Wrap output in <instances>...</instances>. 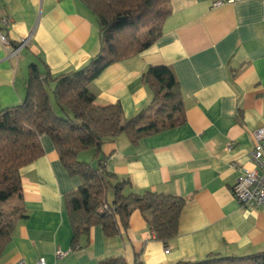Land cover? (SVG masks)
I'll list each match as a JSON object with an SVG mask.
<instances>
[{
    "label": "crops",
    "instance_id": "crops-1",
    "mask_svg": "<svg viewBox=\"0 0 264 264\" xmlns=\"http://www.w3.org/2000/svg\"><path fill=\"white\" fill-rule=\"evenodd\" d=\"M171 0L161 36L141 53L108 66L89 89L99 104L121 103L130 118L146 108L152 92L143 80L149 66L174 71L184 98L186 123L132 144L126 134L103 145L112 183L129 179L125 193L152 191L185 199L177 235L165 244L140 210L129 227L107 237L93 226L74 247L65 194L82 180L68 173L52 139L44 154L21 170L28 216L19 221L0 264H174L209 254L247 255L264 250V205L242 206L233 192L239 169H252L253 131L264 126V0ZM0 110L27 94L29 67L56 77L87 65L100 50L96 16L80 0H0ZM30 37L18 54L14 42ZM54 86V83H51ZM232 145L231 149L228 146ZM89 161L97 166L95 150ZM107 198L113 201V189ZM58 249L67 251L62 258Z\"/></svg>",
    "mask_w": 264,
    "mask_h": 264
},
{
    "label": "trees",
    "instance_id": "trees-1",
    "mask_svg": "<svg viewBox=\"0 0 264 264\" xmlns=\"http://www.w3.org/2000/svg\"><path fill=\"white\" fill-rule=\"evenodd\" d=\"M80 1L97 18L99 52L84 67L56 77L31 64L24 100L0 110V256L19 221L28 216L21 170L44 154V135L54 142L68 173L82 180L64 197L74 247L96 225L102 226L107 237L127 230L135 210L143 213L157 239L165 244L179 230L186 202L183 197L152 191L125 193L131 181L112 183L116 175L106 169L103 156V145L121 134L136 145L143 138L186 123L184 98L174 71L167 65L149 66L143 80L151 89L152 100L130 118L121 103L99 104L89 89L108 66L155 43L171 13V0ZM90 149L95 150L97 166L79 159L81 152ZM110 187L112 202L107 198ZM103 263L128 264L123 257L108 258ZM174 264H264V250L247 255L212 253Z\"/></svg>",
    "mask_w": 264,
    "mask_h": 264
},
{
    "label": "built area",
    "instance_id": "built-area-1",
    "mask_svg": "<svg viewBox=\"0 0 264 264\" xmlns=\"http://www.w3.org/2000/svg\"><path fill=\"white\" fill-rule=\"evenodd\" d=\"M233 2L235 0H229ZM224 0H217L214 4L221 5ZM11 19L6 16H0V25L2 28L8 27ZM0 41L5 45H10L7 35L0 29ZM30 44V37L21 39L17 45L13 46V53L18 54L22 49ZM254 148L251 151V160L255 167L248 169L241 167L239 176L233 186V192L237 200L242 206L260 207L264 205V126L253 131ZM232 145L228 146L231 149ZM68 254L67 251L58 249L56 256L62 258ZM16 264H28L21 260ZM35 264H47L45 258H40Z\"/></svg>",
    "mask_w": 264,
    "mask_h": 264
},
{
    "label": "rangeland",
    "instance_id": "rangeland-1",
    "mask_svg": "<svg viewBox=\"0 0 264 264\" xmlns=\"http://www.w3.org/2000/svg\"><path fill=\"white\" fill-rule=\"evenodd\" d=\"M91 157V153L90 152H86V154H84V156L82 157V159L85 161L86 160V158H90ZM81 160V159H80ZM89 161H87V162H89V163H91V161H90V159H88Z\"/></svg>",
    "mask_w": 264,
    "mask_h": 264
}]
</instances>
